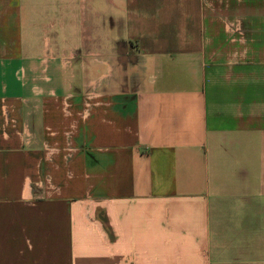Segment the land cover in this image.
I'll use <instances>...</instances> for the list:
<instances>
[{
    "label": "crops",
    "instance_id": "1",
    "mask_svg": "<svg viewBox=\"0 0 264 264\" xmlns=\"http://www.w3.org/2000/svg\"><path fill=\"white\" fill-rule=\"evenodd\" d=\"M0 264H264V0H0Z\"/></svg>",
    "mask_w": 264,
    "mask_h": 264
}]
</instances>
